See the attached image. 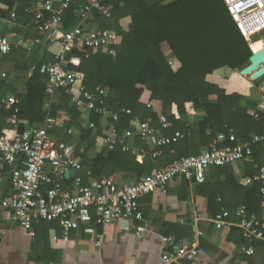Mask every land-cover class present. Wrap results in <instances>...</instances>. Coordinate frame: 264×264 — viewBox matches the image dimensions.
Masks as SVG:
<instances>
[{
    "label": "trees",
    "instance_id": "obj_1",
    "mask_svg": "<svg viewBox=\"0 0 264 264\" xmlns=\"http://www.w3.org/2000/svg\"><path fill=\"white\" fill-rule=\"evenodd\" d=\"M0 2L6 7L0 8V19L14 14L18 24L38 31L35 14L28 11L34 0ZM85 3L86 0H80L66 13L63 19L65 30L72 29L80 22L75 11ZM110 5L113 7L112 17L98 16L97 19L100 29L108 30L118 37L115 55L98 52L86 59L75 53L82 57L81 66H68V71L83 73L84 85L90 91L98 87L110 90L105 106L111 113L120 112V122L117 124L120 135L132 126L139 127L149 122L152 128L161 130L164 136L171 137L177 131L185 134L183 139L171 145L158 148L151 141L137 138L134 148L128 152L117 146L112 151L93 153L105 129L103 117L92 113L88 119L95 123L96 128H81L80 122L85 115L73 104L71 97L61 91L51 99L47 93V77L41 74L40 67L48 61H54L55 54L46 48L52 44L53 38L45 40L42 46L29 55L18 48L11 51L19 50L20 54L16 56L11 53L0 54V73L4 72V64L14 61V69L25 72L28 77L26 91L16 94L21 131L42 126L48 116H65L68 118L66 127L56 130L54 135L67 144H75V137L68 131L74 127L79 129L81 137L76 156L83 166L80 175L85 184L90 179L88 172L91 178L97 180L114 178L120 181L116 176L122 175L126 181L139 182L176 160L209 149L220 134H234L237 141L245 142L250 141L255 134L264 132V111L249 112L241 107L242 101L246 99L244 96L227 95L224 89L207 81L209 75L220 70H243L249 65L252 56L249 43L229 17L224 0H176L167 6L149 4L147 0H111ZM41 37L45 38L43 35ZM163 43L169 45L171 56L164 54L161 47ZM173 59L180 64L176 70L170 64ZM259 85L260 82H257L256 87ZM12 91L6 81H0L2 96ZM49 101L50 107L47 106ZM188 104L194 111L205 113V120L186 126L182 119L187 115ZM122 109L130 110L131 114L121 113ZM161 116H167L170 129H162ZM7 117L8 114L0 108V128L5 135L13 137L11 127L8 130L11 134L3 129ZM227 145L234 146L231 143ZM82 146L85 147L84 152L81 151ZM158 150H161V155L153 157ZM254 151L251 166L257 167L255 173H260L259 168L264 167V147L257 146ZM142 154L144 159L140 162L138 157ZM226 174L228 185L234 184L233 176L227 171ZM263 185L264 180L257 182L236 208L244 206L250 215L261 217L264 213L261 208L263 196L259 190ZM206 186L198 185V191ZM65 188L69 189V180H65ZM217 197V193L208 196L209 210L214 216L223 209L228 210L223 200L218 203ZM242 243L248 245L243 237ZM260 244L264 242L255 241L252 245L257 247Z\"/></svg>",
    "mask_w": 264,
    "mask_h": 264
},
{
    "label": "built area",
    "instance_id": "obj_2",
    "mask_svg": "<svg viewBox=\"0 0 264 264\" xmlns=\"http://www.w3.org/2000/svg\"><path fill=\"white\" fill-rule=\"evenodd\" d=\"M80 0H38L33 12L38 24V31L55 38L61 52L53 62L41 65V74L47 77V93L51 99L63 91L71 97L73 104L85 116L97 113L106 122L103 136L99 138L102 149L112 151L121 146L124 152L132 150L137 138L151 141L156 147L162 148L181 140L185 134L177 131L173 136H164L151 127L149 122L139 127L132 126L122 135L118 133L120 112L111 113L105 106L110 90L98 87L94 91L84 85L83 73L72 70L68 66L78 68L82 57L89 59L92 53L103 52L115 55L114 47L119 39L112 32L96 28L89 30L87 21L93 12L98 16L111 18L113 7L111 0H86L85 5L77 9L80 22L70 30L64 28V16L72 6ZM229 17L239 28L246 40L264 30V0H224ZM49 13V17L45 16ZM15 18V15H12ZM257 31V32H256ZM40 40L29 41L25 37L12 41L0 35V54L8 55L12 49L19 48L29 55L33 46ZM75 53L81 55H75ZM171 66L175 61H170ZM8 79L7 72L0 73V81ZM0 108L8 114L6 123L11 127L13 137H8L0 128V174L10 169L13 192L2 201V206L11 211L14 224L30 231L37 221L48 224L58 223L64 239L82 225H94L96 245L102 246L98 227L116 223H143L144 214L140 199L155 191L166 192L168 185L178 177L198 185L206 182V173L213 167L230 166L238 162H247L254 156V148L264 147V132L255 134L249 142H238L235 135L220 134L211 147L198 155H191L176 160L152 175L144 177L139 182L121 183L114 178L97 180L91 178L84 183L80 173L83 166L76 156L74 144H67L54 135L58 129L66 127V120L48 116L40 128H30L21 131L22 122L19 119V100L14 95L1 96ZM121 113L131 114L130 110L122 109ZM256 117H258L256 115ZM160 124L163 130L171 128L167 116H161ZM84 129H95L96 125L85 118L80 122ZM72 133V130H69ZM228 143L234 146L227 145ZM161 155V150L153 157ZM143 156L140 155V157ZM69 172V178L65 174ZM257 180L264 177V168ZM65 180H69V190L65 188ZM264 195V189L262 190ZM235 215L240 218L238 224H232V214L224 211L218 214L212 222L218 230L230 226L238 227L243 232V238L249 246H243L241 251L253 255L252 244L255 241L264 242V217L251 218L245 207L237 210ZM144 226L137 227V232L143 236ZM163 252L161 264H182L195 260L200 254L199 244L178 240L172 236L162 238Z\"/></svg>",
    "mask_w": 264,
    "mask_h": 264
},
{
    "label": "crops",
    "instance_id": "obj_3",
    "mask_svg": "<svg viewBox=\"0 0 264 264\" xmlns=\"http://www.w3.org/2000/svg\"><path fill=\"white\" fill-rule=\"evenodd\" d=\"M147 1L149 4L160 3L167 6L176 0ZM59 2L60 0H55V5L58 6ZM37 3L38 0H34L33 6L28 9L32 14ZM0 8L6 9L1 2ZM12 15L9 18L0 19V35L8 37L12 41H17L21 37H25L29 41L39 39L40 43L33 46V51L42 46L48 38L52 40L53 37L47 34L39 33L30 26L18 24ZM46 15L49 13L45 12ZM97 17L96 12L90 15L87 21L89 30L99 28ZM41 35L45 38L42 39ZM52 41V44L46 48L56 56L61 52V46L55 38ZM253 42L251 37L250 46L254 52L264 47V40L256 44ZM161 47L166 56H171V49L167 43H163ZM11 54L16 56L20 54V51L16 49ZM13 62L3 65L4 72L8 73V79L5 81L13 90L5 96H16L17 93L25 92L27 87V74L16 71ZM179 67L180 64L176 60L173 68L176 70ZM207 81L224 89L227 95L244 96L246 99L242 101L241 107L249 112L264 111V91L260 85L256 87V83L260 81L255 80L251 75H242L239 70H220L209 75ZM47 106H51V101L47 103ZM187 111V115L182 119L186 126L198 124L206 118L205 113L194 111L189 104ZM85 118L88 117L85 116ZM9 128L7 123L3 127L6 131ZM70 129L72 133L70 134L69 131L68 133L75 137L74 146L77 148L81 133L75 127ZM158 131L163 135L161 130ZM8 133L11 134V131ZM238 142L244 141L239 140ZM93 149V153L103 151L102 142L99 139ZM81 151H85L84 146L81 147ZM143 159L144 156L138 157L140 162ZM253 160L254 156L247 162H238L228 167L210 168L206 173V182L204 183L207 186L201 191H198V184L184 177H178L168 185L166 192L158 190L151 195L142 197L140 205L144 214V222L134 224L115 222L105 227H98V232L101 235V247L96 245L98 238L95 236L93 224L82 225L78 230L72 232L67 240L64 239L58 223L48 224L44 221H37L30 231L14 224L11 211L2 206L3 199L13 192L11 173L6 171L0 174V264H161V255L164 251L161 240L165 236L199 244L200 254L195 260L182 264H264V244L257 247L252 245L254 254L246 255L241 251V248L250 244L243 245V232L240 228L232 225L218 230L212 222V219L224 211L232 214L230 218L232 224L240 222L241 219L235 213L244 206L236 208L237 204L243 202L246 192L250 191L257 182L264 180V177L257 180L261 172L255 173L257 167L251 166ZM261 168L264 167L259 169L261 170ZM226 171L235 179L234 184L228 185L229 178ZM116 177L121 183L134 182L122 179V175ZM263 189L264 185L259 192L263 196L261 208L264 211ZM67 190L69 189L67 188ZM215 193L218 194V203L223 200L228 210L223 209L222 212L214 216L213 212L209 210L208 196H214ZM249 216L263 218L264 213L261 217L250 214ZM139 226H144L147 230L143 236L137 232ZM234 228L235 230H233Z\"/></svg>",
    "mask_w": 264,
    "mask_h": 264
},
{
    "label": "water",
    "instance_id": "obj_4",
    "mask_svg": "<svg viewBox=\"0 0 264 264\" xmlns=\"http://www.w3.org/2000/svg\"><path fill=\"white\" fill-rule=\"evenodd\" d=\"M251 72L254 73L253 78L260 81V87L262 91H264V47L258 52H254L252 50V56L249 59V65L241 70L242 75H248ZM69 175L70 173L66 172V179L69 178Z\"/></svg>",
    "mask_w": 264,
    "mask_h": 264
},
{
    "label": "rangeland",
    "instance_id": "obj_5",
    "mask_svg": "<svg viewBox=\"0 0 264 264\" xmlns=\"http://www.w3.org/2000/svg\"><path fill=\"white\" fill-rule=\"evenodd\" d=\"M168 1V0H165ZM252 40L254 41L253 43H259V41L264 40V31L259 32L258 34H256L254 37H252ZM249 43V46L251 45V37L249 40H247ZM257 47L260 45H256ZM251 47V46H250Z\"/></svg>",
    "mask_w": 264,
    "mask_h": 264
},
{
    "label": "bare ground",
    "instance_id": "obj_6",
    "mask_svg": "<svg viewBox=\"0 0 264 264\" xmlns=\"http://www.w3.org/2000/svg\"><path fill=\"white\" fill-rule=\"evenodd\" d=\"M257 52H258V51H257ZM248 75H251V76L253 77V76H254V73L251 72V73H249Z\"/></svg>",
    "mask_w": 264,
    "mask_h": 264
}]
</instances>
